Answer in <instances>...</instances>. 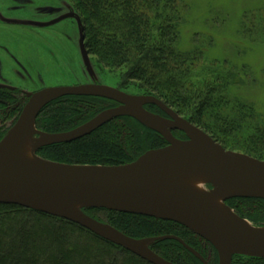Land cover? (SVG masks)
<instances>
[{
  "label": "trees",
  "instance_id": "obj_1",
  "mask_svg": "<svg viewBox=\"0 0 264 264\" xmlns=\"http://www.w3.org/2000/svg\"><path fill=\"white\" fill-rule=\"evenodd\" d=\"M69 1L83 23L93 66L114 74L119 89L153 95L224 148L264 160V106L247 94L255 72L229 48L216 53L218 44L212 36L194 34L189 43L183 42L185 0ZM241 32L249 34L251 28L244 25ZM114 104L99 96L65 95L42 108L36 128L66 131ZM144 108L162 113L153 104ZM172 133L185 138L181 131ZM164 145L166 141L152 129L119 116L86 136L44 146L37 154L63 163L115 165ZM226 203L254 225H264V199L240 197ZM83 211L131 237L176 235L208 264L218 263L209 242L175 222L102 208ZM150 248L174 264H202L173 239L156 241ZM0 264L151 263L72 221L0 203ZM231 264H264V258L234 255Z\"/></svg>",
  "mask_w": 264,
  "mask_h": 264
},
{
  "label": "water",
  "instance_id": "obj_2",
  "mask_svg": "<svg viewBox=\"0 0 264 264\" xmlns=\"http://www.w3.org/2000/svg\"><path fill=\"white\" fill-rule=\"evenodd\" d=\"M82 39L81 33L80 48L86 60ZM65 95L99 96L117 105L66 131L36 128L42 108ZM27 96L0 139V203L77 223L151 264H174L150 248L165 239L178 241L202 264L208 262L176 235L134 238L83 209L102 208L180 224L213 246L217 264H231L234 255L264 258V225H254L224 203L234 197L264 199V160L224 148L153 95L88 83L46 87ZM146 104L157 106L168 117L147 110ZM119 116L132 117L157 132L166 145L115 165L63 163L36 153L44 146L86 136ZM172 130L183 132L186 138L175 137ZM196 174L203 177L201 188L188 183Z\"/></svg>",
  "mask_w": 264,
  "mask_h": 264
},
{
  "label": "flooded vegetation",
  "instance_id": "obj_3",
  "mask_svg": "<svg viewBox=\"0 0 264 264\" xmlns=\"http://www.w3.org/2000/svg\"><path fill=\"white\" fill-rule=\"evenodd\" d=\"M15 1L24 4L26 0ZM57 1L60 3L58 8L53 10L48 8V12L53 14V25L56 27L45 33L37 31L41 29L39 26L17 23L0 17V133L5 130L7 121L12 118V112L15 109H18V113L20 112L28 100V92H37L51 86L88 83L105 84L118 88V84L110 85L100 81V78H105V72L98 73V68L92 64V56L85 44L84 26L74 6L66 0ZM72 21L76 22L78 28L76 37L73 33L71 39L80 51V74L75 71L72 49L68 46L70 35L65 30L66 25H73ZM16 27L21 32L14 31ZM81 33L86 60L80 48ZM115 105H117L116 102L113 106ZM161 112V114L153 113L168 117L163 111ZM174 136L183 139L177 135Z\"/></svg>",
  "mask_w": 264,
  "mask_h": 264
},
{
  "label": "rangeland",
  "instance_id": "obj_4",
  "mask_svg": "<svg viewBox=\"0 0 264 264\" xmlns=\"http://www.w3.org/2000/svg\"><path fill=\"white\" fill-rule=\"evenodd\" d=\"M66 1L71 3L69 0ZM185 2L187 3V9L183 15L185 21L182 35L183 42L189 43L191 35L201 33L202 36H212V39L216 41L218 44L214 50L216 53L220 52L221 49L225 50L229 48L232 56L235 58H237L236 55H240L255 72L252 76L253 81L250 80V83H253V87L248 90L247 94L257 100L260 105L264 106V71H262L264 69V0H185ZM59 6L60 3L57 0H26L24 4H20L15 0H0V17L13 22L16 21L17 23H29L32 26H39L41 29L37 31L45 33L56 27V25H53V14H50L48 11L56 9ZM259 15L263 16V19L258 20L257 17ZM258 21L259 24H256ZM72 22L73 25H66L65 30L70 35L68 46L72 49L74 64L76 66L75 71L77 74H80V51L71 39L73 38V33L75 34L74 37H76L78 28L76 22ZM244 25L249 29L251 28L249 34H242L241 28ZM252 25L255 26L252 28ZM14 31L21 32L18 27L14 28ZM252 39H255V42ZM107 70H104L105 78H100V81L110 85L118 84L117 77L114 74L108 73ZM100 72L98 70V73ZM248 77L251 78L250 76ZM18 114V109L12 112V118L7 121L5 132ZM224 203L226 204V200ZM229 207L232 208L231 206ZM156 236L161 235L145 237Z\"/></svg>",
  "mask_w": 264,
  "mask_h": 264
},
{
  "label": "bare ground",
  "instance_id": "obj_5",
  "mask_svg": "<svg viewBox=\"0 0 264 264\" xmlns=\"http://www.w3.org/2000/svg\"><path fill=\"white\" fill-rule=\"evenodd\" d=\"M194 175H191L190 177H192ZM195 180H191V178L188 179V183L193 185V186H197L199 188H201V186L203 185V177L198 176L197 174L194 176Z\"/></svg>",
  "mask_w": 264,
  "mask_h": 264
}]
</instances>
